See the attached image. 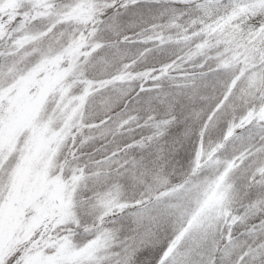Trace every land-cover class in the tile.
<instances>
[{
    "label": "snow or ice",
    "instance_id": "snow-or-ice-1",
    "mask_svg": "<svg viewBox=\"0 0 264 264\" xmlns=\"http://www.w3.org/2000/svg\"><path fill=\"white\" fill-rule=\"evenodd\" d=\"M0 264H264V0H0Z\"/></svg>",
    "mask_w": 264,
    "mask_h": 264
}]
</instances>
